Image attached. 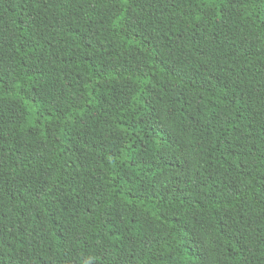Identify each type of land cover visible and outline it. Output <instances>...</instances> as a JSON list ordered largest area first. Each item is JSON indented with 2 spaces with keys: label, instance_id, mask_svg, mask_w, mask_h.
Listing matches in <instances>:
<instances>
[{
  "label": "trees",
  "instance_id": "16d2710c",
  "mask_svg": "<svg viewBox=\"0 0 264 264\" xmlns=\"http://www.w3.org/2000/svg\"><path fill=\"white\" fill-rule=\"evenodd\" d=\"M0 264H264V0H0Z\"/></svg>",
  "mask_w": 264,
  "mask_h": 264
}]
</instances>
